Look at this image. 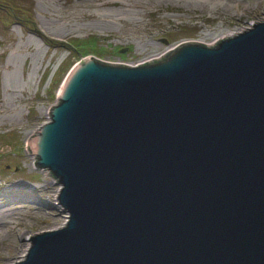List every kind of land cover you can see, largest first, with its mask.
Returning <instances> with one entry per match:
<instances>
[{
  "label": "water",
  "instance_id": "obj_1",
  "mask_svg": "<svg viewBox=\"0 0 264 264\" xmlns=\"http://www.w3.org/2000/svg\"><path fill=\"white\" fill-rule=\"evenodd\" d=\"M232 33L69 67L24 143L66 220L8 264H264V19Z\"/></svg>",
  "mask_w": 264,
  "mask_h": 264
},
{
  "label": "rangeland",
  "instance_id": "obj_2",
  "mask_svg": "<svg viewBox=\"0 0 264 264\" xmlns=\"http://www.w3.org/2000/svg\"><path fill=\"white\" fill-rule=\"evenodd\" d=\"M46 37L47 47L0 13V264L21 258L27 235L63 225L58 185L34 167L25 139L79 57L140 63L185 40L210 43L264 15V0H12ZM21 251H24L23 253Z\"/></svg>",
  "mask_w": 264,
  "mask_h": 264
},
{
  "label": "trees",
  "instance_id": "obj_3",
  "mask_svg": "<svg viewBox=\"0 0 264 264\" xmlns=\"http://www.w3.org/2000/svg\"><path fill=\"white\" fill-rule=\"evenodd\" d=\"M21 8L19 6H15L12 0H0V13L4 17V19L8 21H13L24 30L34 34L37 38L41 40L43 44L47 47H58V48H70L78 55L82 52H79L74 48L72 41H59L53 40L49 37L44 36L43 34L38 31V29L33 25V23L25 18L20 11Z\"/></svg>",
  "mask_w": 264,
  "mask_h": 264
},
{
  "label": "built area",
  "instance_id": "obj_4",
  "mask_svg": "<svg viewBox=\"0 0 264 264\" xmlns=\"http://www.w3.org/2000/svg\"><path fill=\"white\" fill-rule=\"evenodd\" d=\"M263 19H264V15H263ZM260 20H262V18H261ZM108 62H109V61H108ZM110 62H119V60L115 59V60L110 61ZM110 62H109V63H110ZM119 63H120V62H119Z\"/></svg>",
  "mask_w": 264,
  "mask_h": 264
},
{
  "label": "bare ground",
  "instance_id": "obj_5",
  "mask_svg": "<svg viewBox=\"0 0 264 264\" xmlns=\"http://www.w3.org/2000/svg\"><path fill=\"white\" fill-rule=\"evenodd\" d=\"M231 33V32H230ZM232 34H234V33H232ZM230 35V34H229ZM22 253L24 252V251H21Z\"/></svg>",
  "mask_w": 264,
  "mask_h": 264
}]
</instances>
